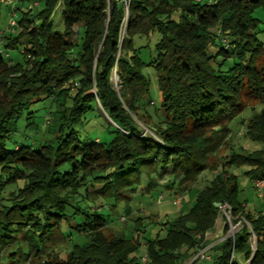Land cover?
I'll use <instances>...</instances> for the list:
<instances>
[{
  "label": "trees",
  "instance_id": "trees-1",
  "mask_svg": "<svg viewBox=\"0 0 264 264\" xmlns=\"http://www.w3.org/2000/svg\"><path fill=\"white\" fill-rule=\"evenodd\" d=\"M19 1L1 4L16 26L0 31V254L11 264L23 256L34 264H140L136 252L143 246L146 264H184L209 244L204 234L214 229L215 203L224 202L234 222L246 223L232 240L211 246L204 264H238L229 263L231 253L264 264V214L245 211L237 176L228 170L246 166L251 187L253 179H264V0H129L127 11L120 0H42L35 13L36 3L22 11ZM58 9L61 30L52 22ZM174 11L177 22L170 19ZM153 33L159 36L155 58L145 63L132 38ZM4 49L20 50L22 61L8 54L4 60ZM146 66L156 74L160 96L153 116L144 102ZM43 100L55 107L54 137L36 148L8 147L17 122ZM97 106L113 126L112 137L81 141L70 126ZM132 115L144 118L151 133L141 132ZM236 121L261 149H231ZM221 149L227 151L222 163L215 157ZM165 173L181 193L204 173L211 178L186 212L163 224L161 238L140 243L105 233V220L80 208L86 200L127 199L141 183L150 192ZM70 209L90 218L77 229L86 240L60 258L45 251L46 242ZM141 219H134L137 234L145 229Z\"/></svg>",
  "mask_w": 264,
  "mask_h": 264
},
{
  "label": "rangeland",
  "instance_id": "rangeland-1",
  "mask_svg": "<svg viewBox=\"0 0 264 264\" xmlns=\"http://www.w3.org/2000/svg\"><path fill=\"white\" fill-rule=\"evenodd\" d=\"M36 3L37 7L32 10L35 13L41 8L42 0H22L19 1L17 7L22 11H26L29 4ZM16 7V8H17ZM20 14L19 10H16V16ZM11 10L0 4V31L5 32V28L10 20ZM180 12L174 11L170 19L173 21H179ZM54 28L61 30L63 23L59 17V9L56 10L55 16L52 19ZM75 31L81 36L82 30L80 26L75 27ZM8 34V32L6 33ZM123 30H121V35ZM76 36V34H75ZM159 36L156 33L149 34L147 36H134L132 38V48L137 50L139 57L145 62L150 63L155 58L154 44L157 42ZM76 45L80 40H75ZM20 50L4 49L3 57L6 60L5 54L12 61L21 62L22 58L19 53ZM213 53L214 49H210ZM131 52L128 51V54ZM8 59V60H9ZM143 74L146 76L149 82L148 95L145 97L144 102H150L147 105L150 115L153 116L152 110L159 107L160 96L157 89L156 74L150 66H146L143 69ZM113 88L118 92L119 86L116 82V74L111 73L110 76ZM98 109V111H97ZM92 108V111L86 114L85 119L76 125H71L70 128L77 132L81 141H92L94 139L100 140L102 143H106L111 139L113 126L106 120L104 113L100 110L99 106ZM55 107L48 100L38 101L33 103L29 109L23 114L22 118L16 124V132L7 141V146L11 147L12 143L23 144L26 146H32L36 148L39 143L51 140L55 133L53 127H55V120L52 116ZM31 113V119L26 120V114ZM244 117H247V112L244 113ZM136 124L140 127L141 132L145 131L146 134L151 133L148 129L151 126L146 123H142L144 118L139 116V121L132 115ZM231 128V149L236 151L251 152L262 148V144L259 142L251 141L243 136L245 127L236 122L230 124ZM226 150L219 151L215 156L219 158L221 163L225 160L222 158L226 154ZM246 166L234 167L231 166L228 170L237 176V184L239 188L238 198L245 203V211L249 213H263L264 214V198H258L257 192L252 190L250 186V180L245 174L247 171ZM168 173L162 174L157 177V187L150 192H143L144 184H138L136 186V192L128 194L127 199L123 197H117L112 199H95L86 200L81 203L80 208L85 209L86 212L91 214L92 210H95L97 216L99 215L105 220L107 231L105 233L121 234L125 238H131L136 236L138 241L142 243L145 239H152L156 235L163 237L166 233L164 229V223L171 221L175 216L186 212L193 204L196 191L200 190L208 183V179L211 178V174L204 173L198 178L197 184L193 185L189 192L183 193L177 191L175 186L172 185V179ZM172 185V186H171ZM189 194V200H183V196ZM122 195V194H121ZM159 196L161 199H159ZM181 198L179 204H175L174 201ZM99 208V210L97 209ZM72 209L69 210L65 221L60 222L56 231L53 232V236H50L46 242L45 251H52L59 255L60 258H64L65 254L70 251L73 245H81L85 242V236L77 229H81V224H85L90 218H85L82 214H71ZM71 214V215H70ZM136 217L142 218L141 228L144 226V232L137 234L134 231V219ZM123 218L124 221L121 220ZM217 225L221 226L222 231L223 219L218 214ZM216 232V231H215ZM220 233H217L219 235ZM223 234V232L221 233ZM138 235V236H137ZM208 243L216 242L217 236L214 234H208L205 238ZM254 241H251L253 245ZM250 243V244H251ZM15 247V246H14ZM143 246H141L136 252L137 257L144 255ZM213 254V251H210ZM6 253L1 252L0 264H11L5 258ZM238 255H234V261H236ZM189 260L185 261L187 264ZM13 264H34L30 259L24 260V256L20 260H16ZM200 264V263H199ZM238 264H244V261L240 259Z\"/></svg>",
  "mask_w": 264,
  "mask_h": 264
},
{
  "label": "built area",
  "instance_id": "built-area-1",
  "mask_svg": "<svg viewBox=\"0 0 264 264\" xmlns=\"http://www.w3.org/2000/svg\"><path fill=\"white\" fill-rule=\"evenodd\" d=\"M14 1L15 0H0V4L5 5V6L6 5H12L14 3ZM120 1L122 2L125 11H127L129 0H120ZM207 1L209 3H213L212 0H207ZM8 24L10 27L16 26L14 19H10ZM113 73L115 74L114 71H113ZM252 187H253V190L255 192H257V196L259 198L264 197V179H262V178L253 179L252 180ZM159 199H161L160 196H159ZM179 202H180V198H178L177 200L174 201L175 204H177ZM215 206L217 208L218 214L221 215V217L223 219V227H226V231L223 232V227H222L221 233L223 232V234L220 233L217 236L216 242L209 243L205 248L197 250V252L189 259L187 264H199V261H209L210 256L207 255L206 252L209 251L211 246L215 245L216 243H220V242H222L228 238H230L232 240L234 238V234L241 228L242 224L246 223L242 218H239L234 222V218L231 215L230 206L227 205L226 203H224V202L215 203ZM121 220L124 221L123 218H121ZM208 234H209V232H206L204 234V237L206 238V236ZM250 240L254 241L253 233H251V235H250ZM251 245H252V243H251ZM251 247L252 248L254 247V242H253V245ZM233 260H234V254L231 253L229 263L232 262ZM147 261H148L147 255L144 253V255H142L139 258V262H140V264H146ZM247 262L248 261L244 262V264H247Z\"/></svg>",
  "mask_w": 264,
  "mask_h": 264
},
{
  "label": "crops",
  "instance_id": "crops-1",
  "mask_svg": "<svg viewBox=\"0 0 264 264\" xmlns=\"http://www.w3.org/2000/svg\"><path fill=\"white\" fill-rule=\"evenodd\" d=\"M251 186V185H250ZM258 197V196H257ZM183 200H184V202L185 201H188L189 200V194H187V195H184L183 197ZM259 198V197H258ZM264 198V197H263ZM177 204H179V203H177ZM244 206H245V204H244ZM249 213V212H248ZM251 214V213H250ZM255 216L256 215V212L255 213H252L251 214V216ZM220 228H221V226L218 224L217 225V220L215 221V224H214V229L211 231V233L209 232V234H214V236L216 235V236H218L217 235V233H221V230H220ZM216 231V232H215ZM211 250H209V251H207L206 252V254L207 255H209L210 256V259H211V255H212V253L210 252ZM240 256L238 255V257H237V259H236V261L235 262H240ZM205 262H208V261H199V263L200 264H204Z\"/></svg>",
  "mask_w": 264,
  "mask_h": 264
}]
</instances>
